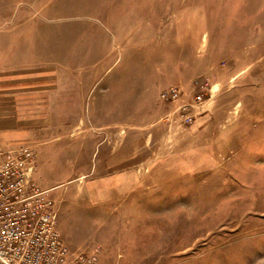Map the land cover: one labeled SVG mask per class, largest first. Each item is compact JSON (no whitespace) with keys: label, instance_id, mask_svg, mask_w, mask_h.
<instances>
[{"label":"rangeland","instance_id":"374dc122","mask_svg":"<svg viewBox=\"0 0 264 264\" xmlns=\"http://www.w3.org/2000/svg\"><path fill=\"white\" fill-rule=\"evenodd\" d=\"M10 124L71 260L264 264V0H0Z\"/></svg>","mask_w":264,"mask_h":264},{"label":"built area","instance_id":"2783aa9c","mask_svg":"<svg viewBox=\"0 0 264 264\" xmlns=\"http://www.w3.org/2000/svg\"><path fill=\"white\" fill-rule=\"evenodd\" d=\"M35 167L30 146L0 144V264H81L61 240L58 210L34 181Z\"/></svg>","mask_w":264,"mask_h":264},{"label":"crops","instance_id":"0c3cea01","mask_svg":"<svg viewBox=\"0 0 264 264\" xmlns=\"http://www.w3.org/2000/svg\"><path fill=\"white\" fill-rule=\"evenodd\" d=\"M4 126V130L6 131L5 134H0V137L2 140L9 142V144L13 143H21L22 139H24L26 135V126L27 125H15V124H10V125H0ZM19 140L21 142H19Z\"/></svg>","mask_w":264,"mask_h":264},{"label":"bare ground","instance_id":"6f19581e","mask_svg":"<svg viewBox=\"0 0 264 264\" xmlns=\"http://www.w3.org/2000/svg\"><path fill=\"white\" fill-rule=\"evenodd\" d=\"M178 228H179V227H176V230H179ZM180 229H181V228H180ZM178 233H179V232H178ZM178 233H177V234H178ZM177 244H178V243H177ZM175 248H177V245H176V244H175Z\"/></svg>","mask_w":264,"mask_h":264}]
</instances>
